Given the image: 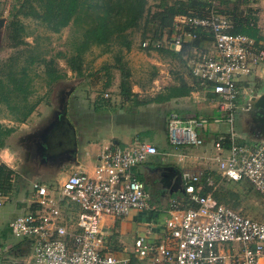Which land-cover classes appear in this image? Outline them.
<instances>
[{
	"label": "built area",
	"instance_id": "built-area-1",
	"mask_svg": "<svg viewBox=\"0 0 264 264\" xmlns=\"http://www.w3.org/2000/svg\"><path fill=\"white\" fill-rule=\"evenodd\" d=\"M261 15L260 10L256 26L264 30ZM169 28V41L178 49L198 43L190 56H180L191 79L189 93L193 99L211 98L220 116L170 114L168 144L174 149L203 146L202 132L223 122L225 132L211 141L219 179L246 180L264 200V143H238L232 126L237 101L253 95L248 81L241 78L263 75L264 48L246 35L227 31V20L213 11L200 17L173 13ZM145 45L143 41L141 46ZM157 153L148 142L110 145L102 149L90 173L72 171L54 186L32 181L25 209L7 221L9 232L25 238L31 250L21 261L16 258V264H129L128 257L108 252L107 237L99 232V224L104 216L113 220L132 209H152L144 183L133 168ZM0 163L7 166L8 162L0 155ZM207 171L209 167L180 171L187 201L168 202L160 237L149 239L152 231L147 227L135 235L132 251L137 259L155 264H264V221L217 203L210 193L199 194L196 185L201 179L207 185L213 183Z\"/></svg>",
	"mask_w": 264,
	"mask_h": 264
},
{
	"label": "rangeland",
	"instance_id": "rangeland-1",
	"mask_svg": "<svg viewBox=\"0 0 264 264\" xmlns=\"http://www.w3.org/2000/svg\"><path fill=\"white\" fill-rule=\"evenodd\" d=\"M174 2L175 0H146L142 23L129 30L128 35L131 40L129 47L126 49L124 46L114 43L112 45H108V51L101 52L103 49L102 46H90V48L87 49L81 56L82 73L87 75L78 76L72 72V70H70L69 66L66 64V58L69 57L68 55L70 53H72L74 42L73 36L77 35V28L74 25L69 23L65 27H62L58 32L53 33L48 31L42 24L37 23L35 20L29 17L18 16L20 21L24 24L26 33L23 36L22 43L20 45L11 47L7 40V23L9 22L10 18L7 16L6 10L7 7L13 3V1L0 0V15L4 19V24L0 29V64L6 61L7 65L9 66L7 69L5 67L6 70H9L11 67L16 69L21 65L28 64L27 73L31 77L32 87V93L28 96V100L30 102L39 100L33 112L37 116L40 115V124L38 125L40 128L48 119H52L54 114L60 111L61 104L64 101L66 113L65 117L73 126L78 141L80 139L85 140L87 137L93 138L97 134H104L106 136L110 133H121L123 128L130 130V133L132 134L137 126V129H141L142 132L153 131L156 137L159 138V141L161 143H165L167 140V116L163 115L162 112H158L154 106H150L149 104H135L130 108V110L123 112L119 111L121 112V117H123V122H118L117 125L114 123L108 124V122L103 121L102 118H97L100 116V113L97 114L95 111L90 112V110L87 111L86 109H82L77 110V112L74 114L70 113V111H72L73 107L75 106L79 107L82 105V108L88 106L85 102H91V98H94L95 95L99 102L104 98L107 100L105 103L100 102L99 105L113 108L121 103V106L125 104L122 107L126 109L127 104L130 105V102L125 103L123 102V98L118 97L120 68L128 72L126 79L127 82H129L131 86L134 84L139 88V91L136 93L138 100L143 101L153 96L154 93L151 90L153 84L151 82L155 77L156 72L147 58L149 56L152 57L155 55H151L148 52L142 50L139 45L141 40H149L152 36L151 33L153 34V31L158 34V31H163L165 28L169 27V25L166 23L170 15V13L167 11V8L170 4L173 5ZM257 7L261 10V20L263 21L264 0H258ZM157 34L153 35L156 36ZM147 35H150V37H147ZM57 52L62 53V55L55 56ZM42 56L54 57L55 67L63 74V78L51 82L50 84L44 83L43 80H45V78L44 74L42 73V65L38 63V60H40V57ZM10 57L13 59L9 61L8 58ZM169 62L168 73L170 81H166L163 83L164 85L161 83L162 85L160 86H162V88L160 90L165 88V86L172 84L174 80L183 78V74H187L183 61L178 60L177 62V60L169 59ZM104 65H109V67L107 69H103L102 66ZM114 66H116V68ZM241 79L248 81L249 86L252 88L255 94H258L264 90V74L260 78L256 79L254 73H251L242 77ZM76 85H81L80 91H74V87ZM103 93L107 94V96L104 98L102 97ZM109 100L111 105L109 104ZM204 104L206 105V109L209 110L210 106L212 108V110L210 109L211 114H207L208 116H220V114L214 108V102L204 101ZM237 104L238 107L233 113L232 123L233 130L237 135V139L249 144L263 141L264 136L260 133H256L257 126L254 119L259 115V111H246L245 100L237 101ZM167 110V107L162 105L161 111ZM38 111H40V113L36 114ZM113 111L117 112L116 109H113ZM5 113V108L3 105H0V123L7 126H13L16 133H18L16 134L17 137L9 140V142H6L5 139V143L9 145V148H1L2 150L0 149V155L2 159L8 163L12 161V156H14V160L17 161L18 155L22 163H24V160L29 162L30 160L36 159L34 154L32 155L29 153V148L26 149L25 146H20V143L18 142V144L17 141H20L24 138V135L26 134L25 131L27 132L28 130L32 129L34 126L33 124L39 118L35 116V119L31 123L21 122L22 124H20V122L13 121L12 123L6 117H4ZM195 113L197 112H192L191 115L206 116L204 111L198 112L197 114ZM128 120H131V122ZM128 122L131 125L134 124V126H128ZM108 125L111 127H108ZM219 125L226 129V126L223 122L219 123ZM202 134L204 135V138H206V136L209 135V132L205 130L202 132ZM126 139L128 140L124 142L125 145H129L133 142H144L147 140L146 137H142L140 135H137L136 138H133L132 135ZM22 145L24 144L22 143ZM16 149L19 150L20 154L15 152ZM80 151L81 150L79 148V153ZM169 152H171V154L166 156L165 161H160L157 158L158 156L155 154L148 156L142 163L133 168V171L138 179L143 181L145 185L144 188L148 193L150 202L151 199H155L158 191L154 185L157 181L159 173L165 167H171L173 173L179 174L183 168H194V165H198V167L201 168H206L208 165L211 167L209 170L214 169L215 174H217L212 160L215 152L210 145L204 144L203 146L199 147L179 146L175 150L173 147H171ZM193 159L196 161V163L189 166V164L193 162ZM18 162L19 161H17V164H19ZM40 165L43 166L44 163H40ZM40 168L43 169L42 167ZM28 173L29 172L26 174L28 175ZM213 177H216V175H213ZM35 178L46 181V183H49L53 186L58 181L57 176L52 177L47 176L46 174H40ZM19 180L17 181L18 188L24 186L26 183V181H23L22 179L21 181ZM214 181L216 182V186H219L217 188L218 192H222L226 194V196L229 195L227 194L229 192H234L237 194L236 208L238 210L244 212V214L250 218L264 221V200L259 194L256 193L248 181L240 180L238 182H228L224 179L217 178ZM12 195L13 193H9L8 199L3 196L0 197V251L2 253H9V250H14L21 255H19L17 258L18 261H21L22 257L30 254L31 250L29 245L26 243L25 238L15 237L7 229V221L17 215L16 213H18L12 204L18 201ZM172 197H174V195ZM135 211V209H132L125 217L117 219L116 224L114 225L116 227V233H113L111 236L112 240H109L110 245L121 248V250L114 248V255L128 257L129 264H155L148 259H137L132 251L133 238L135 235L142 233H138L137 231L143 230V220L137 219L136 216L131 218ZM112 223L113 220L110 217L104 216L103 220L99 224V232L107 237L108 234L114 230V228H112ZM114 235L116 236L114 237ZM5 259L7 260V257H5Z\"/></svg>",
	"mask_w": 264,
	"mask_h": 264
},
{
	"label": "trees",
	"instance_id": "trees-1",
	"mask_svg": "<svg viewBox=\"0 0 264 264\" xmlns=\"http://www.w3.org/2000/svg\"><path fill=\"white\" fill-rule=\"evenodd\" d=\"M13 3L7 7V16L10 18L7 23V40L11 47L18 46L22 43L25 35L24 24L20 21V17H29L37 23L42 24L48 31L56 33L67 24H72L77 28V35L73 36V49L66 58V64L70 70L78 76H86L82 73L81 60L83 53L90 46H102L101 52L108 51V45L118 44L126 49L130 45L129 30L142 23L144 18V6L146 0H12ZM258 0H175L173 5L167 8L170 14L181 13L193 16H205L213 11L223 16L228 22L227 31L231 33H239L252 38L256 43L260 42L259 47L264 48V30L256 26L259 21L260 8L257 7ZM1 16V15H0ZM143 39V38H142ZM139 47L148 52L149 50L159 48L152 45L151 41L147 45ZM198 47V43L193 41L180 46L178 50L169 47L160 48L159 52L166 53L169 56L179 57L182 55L190 56L191 49ZM62 55L57 52L55 56ZM119 56V55H118ZM10 57L8 60H12ZM31 63V62H29ZM38 63L42 65V73L44 74V83L50 84L58 79L63 78V74L55 67L53 56L40 57ZM184 63V62H183ZM27 65H21L19 68H9L7 62L0 64V105L6 110L7 119L14 122H24L28 115L32 112L39 100L30 102L28 96L32 93L31 77L27 73ZM6 67V69H5ZM109 65L102 66L107 69ZM116 68V66H114ZM186 68V67H185ZM5 71V72H4ZM186 71L189 75L188 69ZM128 72L119 69L118 93L123 97L132 98L134 104H146L154 100H163V97L147 98L146 100L136 99V95L130 91L127 82ZM190 77V76H189ZM188 89L181 82L177 87L172 88L169 92L170 96H182L187 94ZM208 117V116H206ZM209 119L211 117H208ZM14 131L13 126H7L0 123V149L5 146V139ZM238 143L242 141L237 140ZM226 147L227 140L222 142ZM212 177V185H207L204 179H201L198 186L199 194L210 193L213 199L239 213L244 214L236 208L237 194L229 192L228 196L222 192H218L214 169L206 172ZM216 175V177H213ZM19 175L11 168L0 163V197L8 199L9 193L18 190ZM44 182L46 181H37ZM180 203L186 202V196H182ZM193 205V204H191ZM255 219V218H254ZM114 224L107 236L108 252L114 254L115 246L110 245L112 235L115 232V224L117 219H113ZM258 220V219H257ZM262 221V220H259ZM116 235H114L115 237ZM121 250V248H117ZM2 261V260H0Z\"/></svg>",
	"mask_w": 264,
	"mask_h": 264
},
{
	"label": "crops",
	"instance_id": "crops-1",
	"mask_svg": "<svg viewBox=\"0 0 264 264\" xmlns=\"http://www.w3.org/2000/svg\"><path fill=\"white\" fill-rule=\"evenodd\" d=\"M169 6H171V4ZM170 22H171V14L169 15L168 20L166 22L167 25H169ZM153 34H157V33H155V31H153ZM153 34L151 33V35H152L151 37H150V35L149 36L147 35V37H150L149 40L143 39V41H147V42L151 41L152 45L154 44V46L159 47V48H155V49L148 51L149 54L155 55L152 57L149 56L147 59L149 60V63L153 66V68L155 69V72H156V75L151 82L153 84V86L151 87V90L154 94H153V96H151L149 98L163 97V100H154V101L146 103V104H149L150 106H154L158 112H162L163 115L167 116V119H168L170 114H175V115H178L180 117L192 116L191 115L192 112L198 113V112L204 111V114H206V116H208L207 114H211V110H212L211 106H210L211 110L210 109L208 110V109H206V107H205L206 105L204 104V101L205 102H210V101L213 102V100L211 98L206 97L205 99H193L190 96L189 92L192 88H191V79H190L188 73L186 75L183 74L182 75L183 78H179L178 80H174L172 84L167 85V86H165V88L160 90L162 88V86H160V85H162L163 83H165L168 80L170 81L169 73H168L169 63H170L169 59L170 60H172V59L177 60V62H178L179 57L177 59L173 56L167 55L166 53L159 52L160 48H165L166 46L170 48L171 43L169 41L170 40L169 39V37H170V28L169 27L165 28L163 31L162 30L158 31V34L156 36H154ZM170 49L175 50L173 47ZM159 55H162V56H159ZM262 72L264 74V70ZM181 82H183L184 85L186 86V88L188 89L187 94H184L182 96H170L169 97L168 95H169L170 90H172V88H174V87H177ZM128 84H129V82H128ZM91 85H92V83H91ZM80 86L81 85H76L74 87L75 90L74 89L73 90L74 91H80L81 90ZM85 87H86V84H85ZM129 87H130V91L136 95V99H137L136 93L139 91V88L134 84L132 86L129 84ZM106 96H107L106 93L102 94L103 98ZM118 97L123 98L124 99L123 102H125V103L130 102V105L127 104L126 109L124 107H122L125 104L121 106V103H119L116 106L117 108L116 107H113V108L105 107V106L99 105V104H100V102L105 103L107 101L106 98H104L105 100L103 99L102 101L99 102L98 99H96V95H95L94 98H91V102H88V103H87V101L85 102L88 106H86L84 108H82V105L79 107L75 106V107H73V110L70 111V113L74 114L77 112V110H82V109H86L87 111L90 110V112L95 111V113H97V114L100 113V116H98L97 118H102L103 121H107L108 124L114 123L115 125H117L118 122H123V120H122L123 117H121L120 113L123 111H126V110H130V108L135 105L132 98L123 97V96L119 95V93H118ZM128 99H130V100H128ZM109 104L111 105L110 100H109ZM153 104H155L156 106ZM162 105L166 106L168 110L167 111H161ZM113 109H116L117 112L113 111ZM33 110L28 115V117L26 118V120L24 122H28V123L33 122V120L35 119L34 117L37 116V115H35ZM97 110H98V112H97ZM66 111H68V110H66ZM119 111H121V112H119ZM38 113H40V111H38L36 114H38ZM197 113H195V114H197ZM39 116L40 115H38L37 117L39 118ZM193 116H196V115H193ZM208 117H210V116H208ZM9 121L12 122L11 120H9ZM128 121L131 122V120H128ZM24 122H22V123H24ZM22 123H20V124H22ZM39 124H40V118L33 124L34 125L33 128L35 129ZM90 124H93V123H90ZM70 125H71V123H70ZM128 126L133 127L134 124L131 125L128 122ZM108 127H111V126L108 125ZM33 128L28 130L27 132L29 133L30 131L33 130ZM72 129H73V126H72ZM123 129H122L121 133H110L109 135H106V136L104 134H97L93 138L87 137V139H85V140L80 139L79 141H78V139L75 135L74 129H73V132H74L73 141H74V143L72 145H68V147L70 148V151L68 153L69 159H65L64 156H62L61 159H57L54 162L48 161L43 166L40 165V159H38V158L30 160L29 162H26L24 160L23 161L24 163H22L20 161V158L18 155L17 161H19L18 162L19 164H17V161L14 160L15 157L12 156L13 159L11 162L7 163V166L9 168H11L16 174L19 175V177H20L19 181H21V179L23 181H26L24 186H21L18 190H13L11 192V193H13L12 196H14L15 199L18 201V202L12 203L14 206V209L18 211V213H16V214L21 213L26 207V199H28V196H29L30 183L32 181H40L39 178H35V177H38L40 174H46L47 176H52V177L57 176V178H58L57 180L60 181L65 177V175H67L68 173H70L72 171H83V172L90 173L93 166L98 162L99 154L102 151V149H104V147L110 146V145L118 146V147H127L131 144H134V142H133L129 145H125L124 142L126 140H128L126 138L129 136L131 137L133 135V138H136L137 135H140L142 137H146L147 140L144 142L151 143L157 148L158 153L156 155L158 156L157 158L160 161H165L166 156L171 154V152H169L171 149V146L168 144L167 140L165 141V143H161L159 141V138L156 137V135L153 131L142 132L141 129L140 130L137 129V126H136V129L131 134L130 130H127V129L123 130ZM225 130L226 129L222 128L219 124H211V126L208 130L209 135H207L205 138V144L211 146V141L214 138V136L217 135L218 133L225 132ZM27 132L25 131V133H27ZM17 133L15 130L12 131L10 133V135L6 138V142H9V140L16 138ZM18 142L21 143L20 141H17V143ZM6 148L7 149L9 148V145H7V143H5V146L2 149H6ZM79 148L81 150L80 153H79ZM1 150H0V152H1ZM15 152H17V154H20L19 150H17V149L15 150ZM195 163H196V161H194V159H193V162H191L189 164V166H191ZM26 165H28V166H26ZM40 167H42L43 169H41ZM193 167L196 168V167H198V165H194ZM207 167H209V166L207 165ZM210 168L211 167H209V169ZM27 172H29L28 175L26 174ZM61 173H64V174H61ZM154 186H155V188H157L158 192H157L154 200L151 199V202L148 201L150 206H152V209L136 210L134 212V215L131 217V218H133L136 216L137 219L143 220V222H142L143 223L142 224L143 230L137 231L138 233L143 232L144 227L151 229L152 233L148 236L149 239L158 238L163 233V227L161 225V221L165 215L164 212H165V208H166V205L168 204V202L170 200H177V201L180 200L181 201L182 196H183L182 185L180 182L179 174L173 173L171 167H165L161 170ZM173 195H174V197H172ZM16 203H17V205H16ZM113 224H114V220H113L112 225ZM8 252L9 253H4V252L2 253L0 251V259H3L5 264H16V258H18V256L20 254L14 250H9ZM5 257H7V260L5 259Z\"/></svg>",
	"mask_w": 264,
	"mask_h": 264
},
{
	"label": "water",
	"instance_id": "water-1",
	"mask_svg": "<svg viewBox=\"0 0 264 264\" xmlns=\"http://www.w3.org/2000/svg\"><path fill=\"white\" fill-rule=\"evenodd\" d=\"M4 24L3 17H0V29ZM178 50V46L170 44V48ZM246 111H259V115L254 118L257 126L256 133L264 136V90L260 93L249 96L245 99ZM73 129L69 121L65 117V104H61V109L58 113L54 114L52 119H48L43 126L36 127L29 133L24 135L20 140V146L29 148V153L34 154V157L40 159V163H47L48 161H56L64 156L69 159L70 148L73 141ZM22 143L24 145H22ZM264 143V140L261 141Z\"/></svg>",
	"mask_w": 264,
	"mask_h": 264
}]
</instances>
